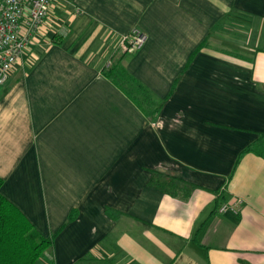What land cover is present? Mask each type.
I'll use <instances>...</instances> for the list:
<instances>
[{
	"label": "crops",
	"instance_id": "1",
	"mask_svg": "<svg viewBox=\"0 0 264 264\" xmlns=\"http://www.w3.org/2000/svg\"><path fill=\"white\" fill-rule=\"evenodd\" d=\"M115 63L164 101L154 122ZM262 134L264 0H54L0 86L1 191L57 232L37 264H264Z\"/></svg>",
	"mask_w": 264,
	"mask_h": 264
},
{
	"label": "trees",
	"instance_id": "2",
	"mask_svg": "<svg viewBox=\"0 0 264 264\" xmlns=\"http://www.w3.org/2000/svg\"><path fill=\"white\" fill-rule=\"evenodd\" d=\"M105 75L124 89L150 121L157 119L164 101L157 99L119 63L107 69ZM244 152H252L264 158V134ZM3 182L0 176V264H37L44 253L53 246L57 232L48 237L41 235L24 213L3 195ZM151 184L165 193H174L178 187L175 177L169 176L166 179L159 171H154ZM76 215V210H73L69 221L74 220Z\"/></svg>",
	"mask_w": 264,
	"mask_h": 264
},
{
	"label": "built area",
	"instance_id": "3",
	"mask_svg": "<svg viewBox=\"0 0 264 264\" xmlns=\"http://www.w3.org/2000/svg\"><path fill=\"white\" fill-rule=\"evenodd\" d=\"M54 0H0V86L9 80L15 66L23 59L35 32L45 23ZM23 22L27 30H23ZM148 35L139 27H134L119 42L123 53L142 49ZM238 198L232 203L222 204L221 213L240 212Z\"/></svg>",
	"mask_w": 264,
	"mask_h": 264
}]
</instances>
